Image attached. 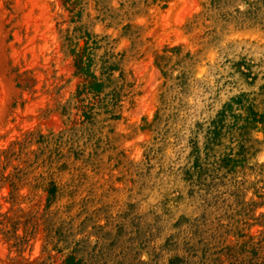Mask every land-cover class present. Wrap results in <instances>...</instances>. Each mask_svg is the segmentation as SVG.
<instances>
[{"label":"rangeland","instance_id":"rangeland-1","mask_svg":"<svg viewBox=\"0 0 264 264\" xmlns=\"http://www.w3.org/2000/svg\"><path fill=\"white\" fill-rule=\"evenodd\" d=\"M264 0H0V264H264Z\"/></svg>","mask_w":264,"mask_h":264},{"label":"bare ground","instance_id":"bare-ground-1","mask_svg":"<svg viewBox=\"0 0 264 264\" xmlns=\"http://www.w3.org/2000/svg\"><path fill=\"white\" fill-rule=\"evenodd\" d=\"M264 158V153L262 154V159Z\"/></svg>","mask_w":264,"mask_h":264}]
</instances>
